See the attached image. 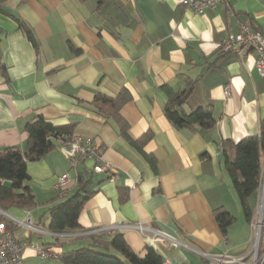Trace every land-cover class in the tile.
<instances>
[{
  "label": "crops",
  "instance_id": "0c3cea01",
  "mask_svg": "<svg viewBox=\"0 0 264 264\" xmlns=\"http://www.w3.org/2000/svg\"><path fill=\"white\" fill-rule=\"evenodd\" d=\"M246 20L264 34V0H223L204 15L179 0H1L0 148L24 145L26 122L40 114L54 124L72 125L73 135L94 138L115 170L114 177L92 173L93 193L80 209L79 229L54 232L45 211L73 195L77 172L92 167L85 160L71 169L57 142L26 166L37 205L5 211L23 221L29 210L33 226L43 231L9 218L13 236L64 254L121 233L138 255L151 246L169 264H218L215 258L248 263L261 190L248 221L222 149L258 133L264 75L258 74L252 51L218 50ZM19 22L32 31L36 48ZM188 79L193 87L183 109L210 106L216 123L209 130L176 129L164 114L167 94L161 86L182 90ZM122 89L130 95L119 109L125 133L93 104L97 93L114 97ZM63 174L71 182L58 199L55 185ZM218 208L234 217L226 233L215 217ZM134 222L164 237L152 242L132 228L114 227ZM259 254L264 256V222ZM23 259L64 264L29 247Z\"/></svg>",
  "mask_w": 264,
  "mask_h": 264
},
{
  "label": "trees",
  "instance_id": "16d2710c",
  "mask_svg": "<svg viewBox=\"0 0 264 264\" xmlns=\"http://www.w3.org/2000/svg\"><path fill=\"white\" fill-rule=\"evenodd\" d=\"M19 24L36 48L37 41L32 31L24 23ZM192 87L193 81L189 79L184 89L178 91L167 84L162 85L161 89L167 94L164 114L176 129L196 127L209 130L216 123L210 106H199L189 112L183 109ZM129 98L126 89L120 90L114 97L97 93L93 104L99 114L106 118L112 117L125 133L126 126L119 109ZM72 130V125L54 124L42 115L36 114L25 124L27 139L24 145L0 148V209L6 211L10 207L32 208L37 205L28 183L27 163L46 155L56 147L57 142H66L72 135ZM148 137L146 134L141 140L144 141ZM222 152L224 168L228 172L245 218L250 221L255 207L252 199L260 193L264 180V118L259 122L257 134L245 136L237 142H226ZM92 173V170L78 171L77 191L45 211L50 230L61 232L79 229L80 209L93 193L89 188ZM215 217L221 231L226 233L234 217L222 208L215 210ZM4 221L11 230L10 222L5 218ZM58 257L64 264H164L165 261L163 255L151 246L146 248L144 256L138 255L121 233H115L110 238H96L89 246L59 254Z\"/></svg>",
  "mask_w": 264,
  "mask_h": 264
},
{
  "label": "built area",
  "instance_id": "2783aa9c",
  "mask_svg": "<svg viewBox=\"0 0 264 264\" xmlns=\"http://www.w3.org/2000/svg\"><path fill=\"white\" fill-rule=\"evenodd\" d=\"M223 0H179V4L192 10L193 12L204 15L209 10L216 7L217 4ZM243 49L252 51L255 54L254 66L260 76L264 75V34L252 26L249 20L240 21L238 24V31L229 34L218 45V50L221 52H228L230 50ZM226 97L229 94L228 86L225 89ZM60 151L65 155L68 165L71 169H77L80 163L85 160H90L92 163L91 170L94 173H106L110 177H114L115 170L111 165L104 161L99 150V144L92 137H80L78 135H71L66 142L59 145ZM82 161V162H81ZM71 179L67 174H63L57 178V198L61 199L65 196ZM259 205L264 210V190L260 193ZM5 219L10 216L2 209H0V264H27L23 259V252L26 248L32 250L40 257H58L59 253L50 250L41 243H31L28 241H21L15 238L12 231L7 228ZM16 223L23 224L29 229L41 232V228L33 226L31 222L30 212L26 210V218L23 221L10 218ZM261 221L257 220L254 223L255 236L253 239V249L248 263H245L242 258L224 260L225 258H215L218 264H258L261 263L264 256L259 254V241ZM117 229L132 228L151 240L152 242L160 241L164 237L158 230L146 225L142 222H134L130 224H117L114 226ZM98 231V230H93ZM224 257V256H223ZM164 264H169L166 260Z\"/></svg>",
  "mask_w": 264,
  "mask_h": 264
},
{
  "label": "rangeland",
  "instance_id": "374dc122",
  "mask_svg": "<svg viewBox=\"0 0 264 264\" xmlns=\"http://www.w3.org/2000/svg\"><path fill=\"white\" fill-rule=\"evenodd\" d=\"M257 220L261 221L262 225H261V233H262V226H263V222H264V210L261 209L260 205L258 206V216H257Z\"/></svg>",
  "mask_w": 264,
  "mask_h": 264
},
{
  "label": "water",
  "instance_id": "95a60500",
  "mask_svg": "<svg viewBox=\"0 0 264 264\" xmlns=\"http://www.w3.org/2000/svg\"><path fill=\"white\" fill-rule=\"evenodd\" d=\"M221 156H222V154L220 153V154L218 155V157L221 158ZM262 190H264V180H263L262 187H261V191H262Z\"/></svg>",
  "mask_w": 264,
  "mask_h": 264
}]
</instances>
